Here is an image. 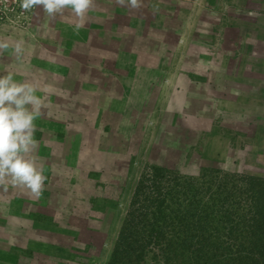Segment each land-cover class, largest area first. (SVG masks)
I'll list each match as a JSON object with an SVG mask.
<instances>
[{
    "label": "crops",
    "instance_id": "1",
    "mask_svg": "<svg viewBox=\"0 0 264 264\" xmlns=\"http://www.w3.org/2000/svg\"><path fill=\"white\" fill-rule=\"evenodd\" d=\"M187 1L191 8H197V14L190 13L181 20V30L172 46L164 43L159 28H151L154 35L152 49L144 52L140 47L141 54L156 58V64L131 67L122 61L118 66L119 76L113 73L114 58H109L113 64L109 60L108 66L105 64L108 59L99 60L95 65L80 59L101 54L94 51L96 34L87 29L82 32L73 30L79 22L74 13L62 10L50 16L42 6H36L26 25H0V40H6L10 45L19 41L23 48L19 59L11 47L0 51V75L12 73L15 81L32 83L35 94L42 100L40 115L34 120L36 144L25 156L46 177L42 194L36 198L26 187L14 186L9 177L0 176V250L11 253L10 257L3 258L2 263L56 264L58 252L63 247L66 248L63 250L65 262L83 264L73 253L74 245L82 244L85 239L79 236L80 232L93 233L95 227L87 224V228L84 225L79 228L77 223L85 219L100 226V220L95 217L99 219L104 213L90 199L94 194L105 197L102 185L98 183L106 174L102 169L104 162L108 161V153L112 152V136L116 131L120 139L130 134L136 136L137 124L129 122L126 111L111 113L115 99H126V103L135 106L137 112L136 106L144 103V90H150V100H155L156 104L160 99L166 104L176 96L174 88L182 83L187 88L189 85L195 89H208L209 93L204 94L209 97L207 104L215 105L217 98L223 95L232 101L233 86H230L229 78H224L222 57L223 54L229 55V61L237 65L240 53L248 55L244 48L240 49L239 42H244L255 32L260 17H251L250 14L253 8H258L256 1L261 7L263 0H239L241 4L237 0ZM106 4L109 12L118 9L120 16L117 20L124 23H128L125 16L128 9L139 10L136 23L141 25L154 23L155 19L162 21L148 0H139V6L135 8L127 0L123 3L107 0ZM262 9L257 14H264ZM234 32L236 36H233ZM220 37L225 42L221 41L223 44L219 45ZM234 41L238 43L234 44ZM134 42L138 44L136 36ZM229 45L232 52H226ZM245 46L253 56L254 43ZM120 50L118 44L113 57ZM181 52L183 63L176 65ZM172 53L176 58L162 64L161 60ZM225 90H229L227 94H223ZM112 96L115 97L113 100ZM206 108L194 107V114L197 118L214 120L217 108ZM112 117L117 118L116 127L111 126ZM96 152L101 153L98 159ZM82 153H88L84 161L80 159ZM90 159L91 163L86 165ZM152 164L163 166L154 161ZM97 170H100V176L95 175ZM63 242H66L65 247Z\"/></svg>",
    "mask_w": 264,
    "mask_h": 264
},
{
    "label": "rangeland",
    "instance_id": "2",
    "mask_svg": "<svg viewBox=\"0 0 264 264\" xmlns=\"http://www.w3.org/2000/svg\"><path fill=\"white\" fill-rule=\"evenodd\" d=\"M148 1L150 7L157 13L159 19L162 18V21L159 22L155 19L154 23L149 22V24L141 25L140 22L136 23L139 10L135 12V9H128L125 14L128 23H124L117 20L120 16L118 9H111V12L107 10V0L105 2L93 0L86 14L78 19L84 25L80 32L87 29V31L90 30L96 34L97 41L94 43V51H99L101 55H92L80 59L89 61L90 65H95L99 60L108 59L105 62L108 66L109 60L113 64L111 59L114 58L116 61L113 65V67L115 66L113 73L116 76H119L118 66L122 64V61L131 67L140 64L145 67V65H153L154 62L156 64L155 57L144 56L140 51V47H143L144 52L147 49H152L151 39H154V35L151 28H159L164 43L172 46L175 36L181 30V20L190 13L197 14L195 12L197 8H191L187 0H179L181 3L174 0H158L157 3L156 0ZM237 1L241 4L239 0ZM171 2L175 4H171ZM257 3L258 1H256L258 8H253V13L250 14L251 17H260L256 23L255 32L249 34L244 42H239L240 49L244 48L248 55L240 53L239 64L237 65L229 61V55L226 57L223 54L222 57L224 78H229L230 86H233L231 89L232 101L225 98L226 95L221 97L219 95L215 105L207 104L206 101L209 97H204V94L206 91L209 93L208 89H195L189 85L187 88L182 83L174 88L173 93H176V96L166 104L161 99L160 103L156 104L155 100H150V90H144L142 92L144 103L136 106L137 112H135V106L126 103V99L114 100L111 113L117 114L126 111V115L130 116L128 117L129 122L137 124L136 136L132 133L133 135L123 136L121 140L117 131L112 136L110 147L112 152L108 153V161L104 162L105 165L102 169L106 171V174L105 177H102V182L98 183L102 185V193H105V197L94 194L90 199L94 204L96 203L97 208L102 209L101 213H104L99 219L95 217L96 220H100V226L93 221L86 222L85 219L77 223L79 228L87 224L95 227L93 233L91 231L86 232V234L80 232L79 236L85 239L82 244L76 243L74 245L73 253L79 256L80 262L83 264L107 263L118 229L129 210L134 188L142 179L141 177L150 174V167L154 165L152 164L153 161L159 162L167 169L188 176H198L202 173H208L207 171L214 173L220 170L264 178V27L261 26V24L264 25V14H257L261 7L264 12V0L261 7ZM93 8L99 10L94 11ZM34 9L29 10L30 16L34 13ZM143 10H145V4ZM63 11L73 13L70 8ZM121 12L124 13L125 10H121ZM150 17L152 16L150 15ZM28 19L21 24L15 22L9 24L24 26ZM134 36L138 38L137 45L134 42ZM233 36H236L235 32ZM221 41L225 42L220 37L218 39L219 45L223 44ZM233 43L236 44L238 41ZM252 43L255 45L253 49H256L253 56L250 53L251 50L245 46ZM118 44L122 50L113 57ZM103 51L106 52L105 55H103ZM230 51L232 52V49L229 45L226 52ZM175 54H177V50ZM175 54L174 58H176ZM182 55V52L178 54L176 61H179L176 62V65L183 63V60L181 61ZM174 58L172 53L161 62L165 64ZM166 60L167 62H165ZM197 61L199 63V60ZM242 85H245L246 88L245 86L241 87ZM227 91L229 90H225L223 94H227ZM123 92L124 89L122 95ZM194 93H196L195 96H193ZM147 95L148 98L145 99ZM236 96L238 97L236 98ZM114 98L112 96L111 99ZM116 98L119 97L116 96ZM214 106L217 108L214 120L197 118L194 114V107L207 110L206 107ZM117 122V118L112 117L111 126L116 127ZM99 154L101 153L96 152V159L100 158ZM87 156L88 153H82L80 159L84 161ZM93 159L95 158L93 157ZM90 163L91 159L86 165ZM95 175L100 176V170H97ZM219 179L213 180L218 182ZM206 182H209L208 179ZM227 187L228 190L232 191V196L237 194L241 196L237 188L233 189L234 186L228 185ZM242 188L238 187V189ZM239 235L240 240L244 241V245L248 246V239L243 238L246 236V232L243 231ZM65 244L66 242H63L64 247ZM63 250L66 251V248L62 247L58 252L56 264H69V262L64 261L66 258ZM7 255L10 257L11 253L0 250V264H8L1 262Z\"/></svg>",
    "mask_w": 264,
    "mask_h": 264
},
{
    "label": "trees",
    "instance_id": "3",
    "mask_svg": "<svg viewBox=\"0 0 264 264\" xmlns=\"http://www.w3.org/2000/svg\"><path fill=\"white\" fill-rule=\"evenodd\" d=\"M207 172L151 166L134 188L106 264H264V178Z\"/></svg>",
    "mask_w": 264,
    "mask_h": 264
},
{
    "label": "clouds",
    "instance_id": "4",
    "mask_svg": "<svg viewBox=\"0 0 264 264\" xmlns=\"http://www.w3.org/2000/svg\"><path fill=\"white\" fill-rule=\"evenodd\" d=\"M93 0H18L19 7L29 11L42 6L48 15L70 8L76 17L82 18ZM121 3L124 0H120ZM131 7L139 6V0H127ZM83 23H76L73 30L79 31ZM12 48L19 59L23 48L21 42L10 45L0 40V51ZM30 82H17L12 73L0 75V176L10 178L12 185H22L39 198L46 177L25 154L35 147L34 120L40 115L42 100Z\"/></svg>",
    "mask_w": 264,
    "mask_h": 264
},
{
    "label": "built area",
    "instance_id": "5",
    "mask_svg": "<svg viewBox=\"0 0 264 264\" xmlns=\"http://www.w3.org/2000/svg\"><path fill=\"white\" fill-rule=\"evenodd\" d=\"M29 11L19 7L18 0H0V25L10 22L22 23L29 17Z\"/></svg>",
    "mask_w": 264,
    "mask_h": 264
}]
</instances>
